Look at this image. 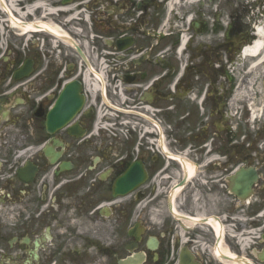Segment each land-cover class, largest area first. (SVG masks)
I'll return each mask as SVG.
<instances>
[{
	"label": "flooded vegetation",
	"instance_id": "obj_1",
	"mask_svg": "<svg viewBox=\"0 0 264 264\" xmlns=\"http://www.w3.org/2000/svg\"><path fill=\"white\" fill-rule=\"evenodd\" d=\"M258 22L240 0H0V264H119L136 225L139 264H264V120L237 99Z\"/></svg>",
	"mask_w": 264,
	"mask_h": 264
},
{
	"label": "rangeland",
	"instance_id": "obj_2",
	"mask_svg": "<svg viewBox=\"0 0 264 264\" xmlns=\"http://www.w3.org/2000/svg\"><path fill=\"white\" fill-rule=\"evenodd\" d=\"M256 1H260V0H255L254 2ZM263 3V7H264V0H262L261 4ZM261 8H262V5L260 6V9L257 10V11H261ZM245 63H244V66L241 65V67L243 68V70H241V73H240V79H247L248 81L251 79L252 80V77L251 75L249 74V63H250V59L249 57L244 59ZM263 72H264V69H263ZM264 73L262 74V76H257L255 78V81L252 83V84H249L250 86L245 89V90H242V91H239L238 94H237V99L241 102V110H243L244 114L246 115H252L254 110L256 111H259L261 112L260 116H258V119L260 120H264V102H263V98H262V95H261V90L264 88ZM249 83V82H248ZM250 90V91H249ZM250 92V98H245L244 97V92ZM251 102L253 103L251 105ZM250 105L251 107H254L255 109L253 110H250L249 109V106ZM253 111V112H252ZM258 119L256 121H253L252 119L249 121V126H250V130L252 131V133L255 135L256 134V130H258ZM259 120V121H260ZM261 123V122H260ZM132 212L134 213H138L139 212V207H138V204H134L132 205ZM134 221V220H133Z\"/></svg>",
	"mask_w": 264,
	"mask_h": 264
},
{
	"label": "bare ground",
	"instance_id": "obj_3",
	"mask_svg": "<svg viewBox=\"0 0 264 264\" xmlns=\"http://www.w3.org/2000/svg\"><path fill=\"white\" fill-rule=\"evenodd\" d=\"M257 16L259 18L258 13H257ZM263 17H264V14H263ZM255 36H256V38H255L254 42L251 45H249L248 47H246V49L244 51V57L245 58L249 57V59H250L248 72L252 77V81H254V79L257 76H259V75L262 76V74L264 73L263 72V69H264V21H262L261 23H259L257 25ZM249 91L243 93L244 97L246 99L250 97ZM261 95H262L263 102H264V88L261 90ZM261 112H260V110L259 111L254 110V112L252 114V120H254L258 116H260ZM189 167H191V165H189ZM244 240H242V242H244ZM222 249H223L222 253L225 255L223 257L227 258V259H231L230 255H232V254H231L229 248L224 246ZM231 261H232V259H231Z\"/></svg>",
	"mask_w": 264,
	"mask_h": 264
},
{
	"label": "water",
	"instance_id": "obj_4",
	"mask_svg": "<svg viewBox=\"0 0 264 264\" xmlns=\"http://www.w3.org/2000/svg\"><path fill=\"white\" fill-rule=\"evenodd\" d=\"M137 171V167H131V169L126 173L124 177H122L115 186V193L121 194L128 192L129 190H132L136 185L138 184L139 180H133V175ZM258 174L254 168L250 169H241L239 172V178L237 187L239 190L240 195L244 193H248L254 184V182L257 180ZM131 235H134L137 237V239H140L139 231L137 228H134L131 230ZM135 257L131 256L127 258L126 260H122L120 264H135ZM188 264V263H183Z\"/></svg>",
	"mask_w": 264,
	"mask_h": 264
}]
</instances>
